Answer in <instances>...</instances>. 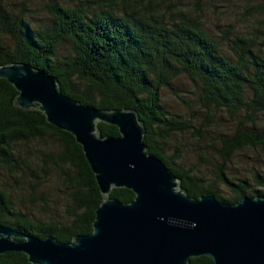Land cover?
<instances>
[{
  "label": "trees",
  "instance_id": "16d2710c",
  "mask_svg": "<svg viewBox=\"0 0 264 264\" xmlns=\"http://www.w3.org/2000/svg\"><path fill=\"white\" fill-rule=\"evenodd\" d=\"M5 1L0 0V64L21 61L43 68L56 77L62 93L81 103L133 109L144 127L145 151L158 156L192 198L213 195L218 201L234 203L242 196L264 195V177L255 176L257 186H252L248 178H231L223 172L234 151L264 145V126L255 125L258 114L264 113V47L258 46L255 35L237 30L230 35L227 24L220 29V40L208 33L199 14L175 5L161 8L171 0H106L92 11L80 4L43 0L49 19L40 25L21 10L7 7ZM117 2L120 10L113 7ZM255 9L264 10V4ZM63 42L68 48L60 52ZM224 42L227 52L221 49ZM178 75L193 83L205 117L221 108L236 121L233 130L219 139L220 162L212 180L228 187L231 196L220 195L213 183L205 184L190 168L179 167L175 154L165 151L166 137L190 126L180 114H168L160 100L161 87ZM15 93L14 86L0 77V170H15V143L48 131L57 147L42 151L37 164L46 173L49 164L60 170L69 187V203L63 220L49 216L41 220L13 210L8 194L0 188V224L63 242L91 232L94 209L102 197L80 144L71 133L47 122L40 110L14 105ZM96 126L100 136L118 134L114 124L97 121ZM108 196L128 202L133 193L117 187ZM0 264L30 263L22 252L7 251L0 253ZM187 264L213 262L200 255L190 257Z\"/></svg>",
  "mask_w": 264,
  "mask_h": 264
},
{
  "label": "water",
  "instance_id": "95a60500",
  "mask_svg": "<svg viewBox=\"0 0 264 264\" xmlns=\"http://www.w3.org/2000/svg\"><path fill=\"white\" fill-rule=\"evenodd\" d=\"M0 77L16 89L14 105L38 109L72 134L102 197L91 232L67 242L0 224V253L20 251L30 264H187L200 255L213 264H264V195L234 203L192 198L164 162L145 151L144 127L133 109L81 103L59 90L53 74L26 62L0 64ZM97 121L114 124L118 134L98 135ZM117 187L129 189L132 199L109 197Z\"/></svg>",
  "mask_w": 264,
  "mask_h": 264
},
{
  "label": "rangeland",
  "instance_id": "374dc122",
  "mask_svg": "<svg viewBox=\"0 0 264 264\" xmlns=\"http://www.w3.org/2000/svg\"><path fill=\"white\" fill-rule=\"evenodd\" d=\"M58 1L67 5L80 4L87 11L98 9L99 3H106V0ZM171 1L172 4L167 1L160 4L161 8L175 5L184 11L199 14L208 33L220 40L223 34L220 29L230 24V35L235 30L253 34L257 37L258 46L264 47V10L255 9L264 4V0H199V4L196 0ZM4 4L24 12L33 24L40 25L49 19L42 5L43 0H6ZM113 7L115 10L121 8L119 2ZM227 47L225 42L221 44L225 52L228 51ZM67 48V42L58 47L60 52ZM160 100L168 114H180L190 124L188 129L171 132L166 137L165 151L175 154L177 159L174 160L179 167L190 168L204 179L205 184H212L216 165L220 162L217 150L219 139L233 130L236 121L221 108L213 109L205 117V110L199 106L193 83L183 75H178L168 85L161 87ZM255 125L257 128L264 126V113L258 114ZM13 146L18 150L15 170H0V188L8 194L11 208L41 220H46L48 216L49 219L63 220L65 206L69 203L68 184L55 165L49 164L46 173L37 164L42 151L56 149L55 137L45 131L33 140ZM223 172L231 178H248L252 186H257L255 176L264 177V145L244 146L234 151L223 165ZM213 184L220 195H232L228 187L216 181Z\"/></svg>",
  "mask_w": 264,
  "mask_h": 264
}]
</instances>
